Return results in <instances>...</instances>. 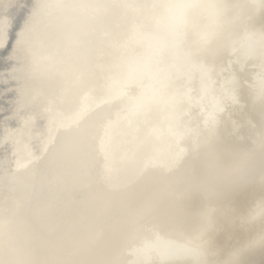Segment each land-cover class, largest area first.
Listing matches in <instances>:
<instances>
[{"label": "rangeland", "instance_id": "1", "mask_svg": "<svg viewBox=\"0 0 264 264\" xmlns=\"http://www.w3.org/2000/svg\"><path fill=\"white\" fill-rule=\"evenodd\" d=\"M195 1L209 0L186 4ZM1 15L0 264H143L131 254L186 253L185 224L211 204L237 133L264 109L242 50L264 34V15L254 31L218 40L224 47L197 46L198 32L181 21L191 118L176 100L173 54L151 55L138 28L115 27L120 0H5ZM201 105L220 109V126L205 128Z\"/></svg>", "mask_w": 264, "mask_h": 264}, {"label": "bare ground", "instance_id": "2", "mask_svg": "<svg viewBox=\"0 0 264 264\" xmlns=\"http://www.w3.org/2000/svg\"><path fill=\"white\" fill-rule=\"evenodd\" d=\"M186 5L182 23L187 22L186 26L195 28L198 32L196 45L204 48L224 47L218 40L227 38L230 33L244 36L248 27V32L254 31L256 21L252 19L264 15V0H209ZM191 13L195 15L193 23L188 22ZM200 15L205 16L200 19ZM208 20H212L210 26L206 25ZM260 25L264 26L263 18ZM257 66L256 58L246 61L243 75H248V84L254 82ZM262 89L264 91V85ZM258 103L264 105V97ZM263 112L264 109L255 114L237 133L228 169L223 175L219 172L216 180L217 190L246 182L235 194L247 196L244 205L236 212H233L232 202L206 205L203 215L185 224L184 254H131V257L138 256L143 264H192L193 248L198 246L206 253L207 264H264V147H260L259 139L253 135L254 128H259L258 119ZM243 117L246 122L249 107ZM144 259L152 262L145 263Z\"/></svg>", "mask_w": 264, "mask_h": 264}, {"label": "water", "instance_id": "3", "mask_svg": "<svg viewBox=\"0 0 264 264\" xmlns=\"http://www.w3.org/2000/svg\"><path fill=\"white\" fill-rule=\"evenodd\" d=\"M3 1L5 0H0V43L4 29L1 15ZM158 1L159 0H120V6L123 9L124 15L120 21L121 24H117L115 27L138 28L145 36H147V38L150 39L148 40L149 45L146 47L148 49H155V52L149 53L151 55H155L157 52L166 56L171 53L173 54L172 61L175 58L177 66L175 68L172 82L174 81L176 93L182 90L176 94V100L180 101L179 103L184 113L191 118L194 115L190 111L193 104L190 97V88L185 85L189 84L188 77L184 75L179 66V60H185V54L182 51V43L188 34H186L185 30H182L181 17L173 15L170 11V13L163 12V14L159 15L151 14V10L157 7ZM167 1V7L174 3V0ZM151 18H156L154 26L149 22ZM262 40H264V36L253 37L248 39L242 45V48H244L242 49L244 51L243 57H246L245 61L248 60L249 56L250 58H256L258 60L254 79V97L257 100L264 97V91L262 89L264 83V42ZM185 67L187 68V71L190 72L189 61H185ZM240 85L241 82L235 83L236 88H240ZM219 110L220 109L218 108L208 110L205 106L201 105L200 108L197 109V116L201 117L200 120H202L203 116L205 128L213 129L221 125L220 122L216 120V114ZM258 123L260 124L259 128L257 130L254 128L253 135L257 140L259 139L260 147H264V112L259 115ZM200 128H203L201 122ZM244 184H246V182H240V184L231 185L224 190L211 188L207 195L208 201L216 206L232 202L234 209L233 212H236L244 205L247 198L245 194L242 196L235 195ZM244 195L245 198L243 197ZM230 210L232 211V209Z\"/></svg>", "mask_w": 264, "mask_h": 264}, {"label": "clouds", "instance_id": "4", "mask_svg": "<svg viewBox=\"0 0 264 264\" xmlns=\"http://www.w3.org/2000/svg\"><path fill=\"white\" fill-rule=\"evenodd\" d=\"M187 5L184 0H175L174 3L168 6V10L173 15H182ZM192 264H207L206 253L203 252L198 246L193 248Z\"/></svg>", "mask_w": 264, "mask_h": 264}]
</instances>
